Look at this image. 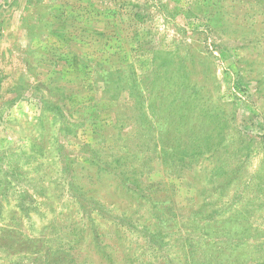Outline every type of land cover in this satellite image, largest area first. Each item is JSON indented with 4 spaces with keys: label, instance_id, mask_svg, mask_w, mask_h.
<instances>
[{
    "label": "rangeland",
    "instance_id": "374dc122",
    "mask_svg": "<svg viewBox=\"0 0 264 264\" xmlns=\"http://www.w3.org/2000/svg\"><path fill=\"white\" fill-rule=\"evenodd\" d=\"M0 264H264V0H0Z\"/></svg>",
    "mask_w": 264,
    "mask_h": 264
}]
</instances>
